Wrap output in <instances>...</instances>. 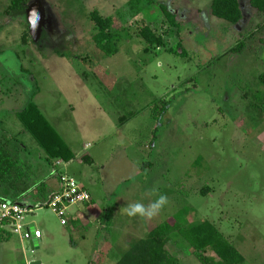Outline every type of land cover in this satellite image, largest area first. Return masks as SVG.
<instances>
[{
    "label": "rangeland",
    "instance_id": "obj_1",
    "mask_svg": "<svg viewBox=\"0 0 264 264\" xmlns=\"http://www.w3.org/2000/svg\"><path fill=\"white\" fill-rule=\"evenodd\" d=\"M41 1L42 31L33 41L26 14L0 0V147L16 187L0 184V196L34 207L44 200L39 183L73 161L65 174L93 204L68 209L67 226L46 206L34 207L25 222L42 233L38 248L11 234L0 243V264H115L173 216L184 225L211 223L244 264H264V29L257 30L264 15L249 0H240L236 26L211 15L212 0ZM93 11L112 20L113 56L94 45ZM143 27L165 47L148 45ZM178 44L184 56L169 52ZM31 99L70 161L48 156L16 117ZM154 187L168 197L156 217L123 213L155 199ZM169 250L179 264H201L176 234Z\"/></svg>",
    "mask_w": 264,
    "mask_h": 264
},
{
    "label": "trees",
    "instance_id": "obj_2",
    "mask_svg": "<svg viewBox=\"0 0 264 264\" xmlns=\"http://www.w3.org/2000/svg\"><path fill=\"white\" fill-rule=\"evenodd\" d=\"M34 2L35 0H11L10 11L16 15L24 16L26 10ZM248 3L253 10L264 15V0H249ZM210 13L214 18L224 21L231 26H236L242 20L240 0H212L210 3ZM166 17L171 27H179V24L175 22L174 15L166 13ZM89 18L93 23L94 35L92 39L94 45L105 56L110 57L115 55L117 48L114 43L115 36L111 30L112 20L101 16L97 11L91 12ZM263 29L264 23L257 26L258 31ZM140 36L150 46L157 48L165 47L163 37L155 35L148 27L141 29ZM246 39L239 42L232 51L240 52L245 45ZM179 45L169 50V52L177 55V50L181 48ZM180 50L182 52L180 55L184 56L183 49ZM166 106L162 105L158 116H162L166 112ZM15 115L22 122L25 130L34 138L48 156L65 162L72 159V156L66 155L68 150L63 146L56 133L53 132L32 99ZM121 121L123 123L124 118ZM157 130L154 132L156 133ZM155 137L156 135H154L153 139ZM12 139L14 138L7 139L5 143L10 142ZM81 159L82 162L91 164L89 158L83 156ZM12 166L13 163L9 159L8 152L3 147H0V184H6L9 188L15 189V185L8 182L10 180L8 178L11 176ZM48 178L49 176H46L38 185L39 192H42V197H44L45 201L37 202L34 207L41 208L46 206L48 198L53 194L45 184ZM4 195H6L5 192L0 196V203L10 202L19 204V197L8 200ZM174 234L180 236L188 244L196 253V257L201 264H244L245 262L243 256L211 223L204 221L196 225L187 223L184 225L178 221L176 216H173L151 229L145 237L130 243L128 249L120 256L115 264H179L178 259L169 250L171 236ZM10 236L11 233L9 231L0 227V243L9 241ZM208 251L212 252L214 256H205ZM215 258L218 260L216 261Z\"/></svg>",
    "mask_w": 264,
    "mask_h": 264
},
{
    "label": "built area",
    "instance_id": "obj_3",
    "mask_svg": "<svg viewBox=\"0 0 264 264\" xmlns=\"http://www.w3.org/2000/svg\"><path fill=\"white\" fill-rule=\"evenodd\" d=\"M60 163H56L59 166ZM58 189L48 198L46 207L60 220L62 226H67V211L71 207L85 206L91 202L90 194L80 186L76 180L65 173L59 174ZM32 207L22 206L17 203H0V227H3L13 235L29 245L33 244L32 250L39 246L42 233L35 225L25 222V219L32 213Z\"/></svg>",
    "mask_w": 264,
    "mask_h": 264
},
{
    "label": "clouds",
    "instance_id": "obj_4",
    "mask_svg": "<svg viewBox=\"0 0 264 264\" xmlns=\"http://www.w3.org/2000/svg\"><path fill=\"white\" fill-rule=\"evenodd\" d=\"M37 16V22L33 25L36 27L38 25V13H33ZM150 196H155L149 204H144L141 202H135L127 205L123 208V213L128 217H141L146 219H152L156 217L161 210L168 204V197L163 194H158V190L154 187L149 192Z\"/></svg>",
    "mask_w": 264,
    "mask_h": 264
},
{
    "label": "water",
    "instance_id": "obj_5",
    "mask_svg": "<svg viewBox=\"0 0 264 264\" xmlns=\"http://www.w3.org/2000/svg\"><path fill=\"white\" fill-rule=\"evenodd\" d=\"M38 13V25L36 27H33L34 24L37 22V16L33 15V13ZM26 16L28 19V22L30 24V35L33 41H37V39L40 37V33L42 31V21H43V11H42V1L41 0H35V3H33L27 10H26ZM33 244L36 247V241H33L29 244V247L32 249ZM36 264V263H35Z\"/></svg>",
    "mask_w": 264,
    "mask_h": 264
},
{
    "label": "crops",
    "instance_id": "obj_6",
    "mask_svg": "<svg viewBox=\"0 0 264 264\" xmlns=\"http://www.w3.org/2000/svg\"><path fill=\"white\" fill-rule=\"evenodd\" d=\"M42 114V113H41ZM87 147H89L88 145H87ZM89 157V156H88ZM73 163V161H71L70 163H67V164H65V167L62 169V172H60V171H58L57 169H56V173H57V175H56V177H51V178H48L45 182H46V187L48 188V189H50L53 193L58 189V186H59V174L60 173H65V172H69V170L68 169H71V164ZM82 187L84 188V185H82ZM36 204V203H35ZM93 204V200L91 199V202L89 203V204H87V205H85V206H89V205H92ZM35 206V205H34ZM78 214H79V212H77ZM77 213L75 214V215H73V217L74 218H78V215H77ZM81 215V214H80Z\"/></svg>",
    "mask_w": 264,
    "mask_h": 264
}]
</instances>
